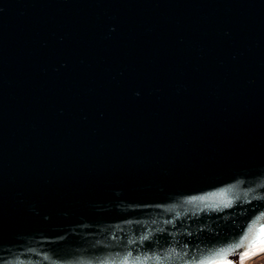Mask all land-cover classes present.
<instances>
[{
    "label": "water",
    "instance_id": "obj_1",
    "mask_svg": "<svg viewBox=\"0 0 264 264\" xmlns=\"http://www.w3.org/2000/svg\"><path fill=\"white\" fill-rule=\"evenodd\" d=\"M262 251L264 0H0V264Z\"/></svg>",
    "mask_w": 264,
    "mask_h": 264
},
{
    "label": "rangeland",
    "instance_id": "obj_2",
    "mask_svg": "<svg viewBox=\"0 0 264 264\" xmlns=\"http://www.w3.org/2000/svg\"><path fill=\"white\" fill-rule=\"evenodd\" d=\"M248 264H264V253L249 260Z\"/></svg>",
    "mask_w": 264,
    "mask_h": 264
},
{
    "label": "bare ground",
    "instance_id": "obj_3",
    "mask_svg": "<svg viewBox=\"0 0 264 264\" xmlns=\"http://www.w3.org/2000/svg\"><path fill=\"white\" fill-rule=\"evenodd\" d=\"M263 253H264V251H262V252H260V253H257V254H255V255H252V256H250V257H248V258H246V259H244V260H242V261H239V262H237V263H235V264H248L249 260H251L252 258H254V257L258 256V255H261V254H263Z\"/></svg>",
    "mask_w": 264,
    "mask_h": 264
},
{
    "label": "snow or ice",
    "instance_id": "obj_4",
    "mask_svg": "<svg viewBox=\"0 0 264 264\" xmlns=\"http://www.w3.org/2000/svg\"><path fill=\"white\" fill-rule=\"evenodd\" d=\"M208 264H226V262H220V261H209Z\"/></svg>",
    "mask_w": 264,
    "mask_h": 264
}]
</instances>
